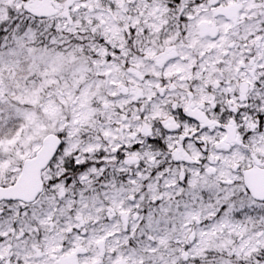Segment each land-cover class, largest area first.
<instances>
[{"label": "snow or ice", "instance_id": "snow-or-ice-1", "mask_svg": "<svg viewBox=\"0 0 264 264\" xmlns=\"http://www.w3.org/2000/svg\"><path fill=\"white\" fill-rule=\"evenodd\" d=\"M0 264H264V0H0Z\"/></svg>", "mask_w": 264, "mask_h": 264}]
</instances>
